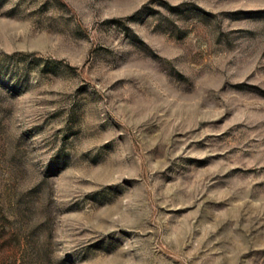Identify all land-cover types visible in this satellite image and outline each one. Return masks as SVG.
Wrapping results in <instances>:
<instances>
[{"label": "rangeland", "instance_id": "obj_1", "mask_svg": "<svg viewBox=\"0 0 264 264\" xmlns=\"http://www.w3.org/2000/svg\"><path fill=\"white\" fill-rule=\"evenodd\" d=\"M0 264H264V0H0Z\"/></svg>", "mask_w": 264, "mask_h": 264}]
</instances>
